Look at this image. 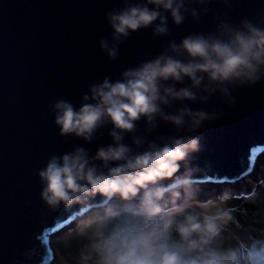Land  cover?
Returning a JSON list of instances; mask_svg holds the SVG:
<instances>
[{"label":"clouds","instance_id":"obj_1","mask_svg":"<svg viewBox=\"0 0 264 264\" xmlns=\"http://www.w3.org/2000/svg\"><path fill=\"white\" fill-rule=\"evenodd\" d=\"M214 0H123L107 11L109 38L99 40L111 61L133 35L151 30L170 37L180 27L209 15ZM211 31L168 39L161 51L117 78L88 86L79 106L57 98L49 104L61 137L91 144L102 129L108 143L51 155L37 176L40 199L62 213L67 227L55 264H260L264 259V176L207 190L211 162L201 166L205 123L224 116L205 110L220 97L228 107L236 90L264 82V15L238 23L228 19L234 0ZM172 134H157L161 125ZM142 125V127H141ZM151 137V138H150ZM239 200V203H237ZM47 239L44 244H47ZM25 255L31 259L36 249ZM53 260V259H52Z\"/></svg>","mask_w":264,"mask_h":264},{"label":"water","instance_id":"obj_2","mask_svg":"<svg viewBox=\"0 0 264 264\" xmlns=\"http://www.w3.org/2000/svg\"><path fill=\"white\" fill-rule=\"evenodd\" d=\"M123 0H0V264H47L54 256L51 240L67 230L62 213H52L40 199L38 170L53 154L82 145L91 153L110 138L102 129L91 144L61 137L49 104L57 98L79 106L88 86L105 76L117 78L127 67L161 51L168 39L179 41L191 32L211 31L213 17L224 11L214 0L209 15L180 27L171 25L170 37L141 31L126 41L120 57L111 61L99 48L111 29L105 14ZM264 15V0H234L228 19L252 20ZM228 107L215 96L208 104L190 105L224 116L205 125L200 154L203 166L211 162L208 183H237L247 168L264 153V82L234 93ZM142 127V125H141ZM161 125L157 134H172ZM151 138V137H150ZM47 239L48 243L44 244ZM36 249L29 259L25 253Z\"/></svg>","mask_w":264,"mask_h":264},{"label":"rangeland","instance_id":"obj_3","mask_svg":"<svg viewBox=\"0 0 264 264\" xmlns=\"http://www.w3.org/2000/svg\"><path fill=\"white\" fill-rule=\"evenodd\" d=\"M254 172H255V174H251L253 179H255L257 175L264 176V153L255 161ZM240 182H243V181L241 180ZM235 183H230V184L234 185ZM225 184H229V183H208L207 190L210 191L212 188L219 189L221 186H223ZM246 187L247 186L244 184L242 187L236 188V189H237L238 192L241 193V195H243L244 194V190H245ZM237 203H239V200H237ZM66 231L67 230L63 231L57 237H55L53 240H51L50 246H51V248L53 250L54 256H53V260H51L47 264H55V262H56V253H57V251L61 250L62 247H63V243H64L63 237L65 236ZM260 264H264V259H262L260 261Z\"/></svg>","mask_w":264,"mask_h":264},{"label":"bare ground","instance_id":"obj_4","mask_svg":"<svg viewBox=\"0 0 264 264\" xmlns=\"http://www.w3.org/2000/svg\"><path fill=\"white\" fill-rule=\"evenodd\" d=\"M252 174H255V172H253ZM244 184H243V182H239V183H235L233 186L235 187V188H240V187H242ZM222 187V186H221ZM220 187V188H221ZM211 191V190H210Z\"/></svg>","mask_w":264,"mask_h":264},{"label":"trees","instance_id":"obj_5","mask_svg":"<svg viewBox=\"0 0 264 264\" xmlns=\"http://www.w3.org/2000/svg\"><path fill=\"white\" fill-rule=\"evenodd\" d=\"M59 242V241H58Z\"/></svg>","mask_w":264,"mask_h":264}]
</instances>
